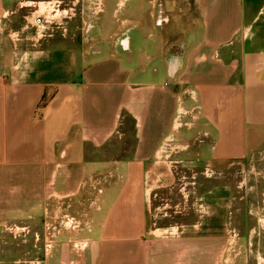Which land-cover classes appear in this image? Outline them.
<instances>
[{
    "label": "crops",
    "instance_id": "1",
    "mask_svg": "<svg viewBox=\"0 0 264 264\" xmlns=\"http://www.w3.org/2000/svg\"><path fill=\"white\" fill-rule=\"evenodd\" d=\"M15 5L0 0V253L40 256L0 264H224L228 186L174 215L157 200L177 171L264 153V0H136L97 51L27 36Z\"/></svg>",
    "mask_w": 264,
    "mask_h": 264
},
{
    "label": "rangeland",
    "instance_id": "2",
    "mask_svg": "<svg viewBox=\"0 0 264 264\" xmlns=\"http://www.w3.org/2000/svg\"><path fill=\"white\" fill-rule=\"evenodd\" d=\"M101 1H104V4H101L103 3ZM15 3L18 25L29 27L25 30L27 36L34 37L37 30H40L43 31L42 36H65L68 41H75L81 48L97 51L109 49L107 42L101 43L106 40L104 37L107 35L98 27L99 23L102 22L107 26L112 21L120 22L127 16V9L133 7L136 0H15ZM103 6L104 13L101 12ZM117 34H112L111 40L118 36ZM98 41L100 43H97ZM169 81L167 79L166 82ZM260 142L263 144L264 137L260 139ZM176 175L174 189L160 195L157 200V207L165 209L161 213L169 212L174 215L181 210L184 207L182 205L184 195L187 193L188 207L192 210L193 203L200 193L213 190L216 186H228L231 191L229 241L224 264L262 263L264 259V153L251 156L241 164L234 165L223 172L207 173L188 169L182 172L177 171ZM85 199L83 196L82 203L74 205L70 211L86 213L90 205ZM39 256L40 253L34 251L0 253L2 259H34Z\"/></svg>",
    "mask_w": 264,
    "mask_h": 264
},
{
    "label": "bare ground",
    "instance_id": "3",
    "mask_svg": "<svg viewBox=\"0 0 264 264\" xmlns=\"http://www.w3.org/2000/svg\"><path fill=\"white\" fill-rule=\"evenodd\" d=\"M45 10V9H44Z\"/></svg>",
    "mask_w": 264,
    "mask_h": 264
}]
</instances>
